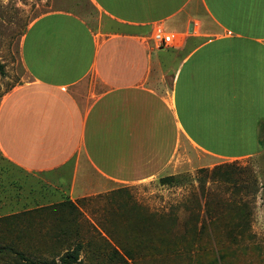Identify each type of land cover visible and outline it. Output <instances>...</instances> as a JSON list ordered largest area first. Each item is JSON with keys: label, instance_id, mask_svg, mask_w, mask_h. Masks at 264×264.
Returning <instances> with one entry per match:
<instances>
[{"label": "crops", "instance_id": "crops-1", "mask_svg": "<svg viewBox=\"0 0 264 264\" xmlns=\"http://www.w3.org/2000/svg\"><path fill=\"white\" fill-rule=\"evenodd\" d=\"M90 2L94 19L50 11L22 38L26 78L0 102V150L23 174L11 175L14 210L152 180L185 146L212 160L258 153L264 0Z\"/></svg>", "mask_w": 264, "mask_h": 264}, {"label": "rangeland", "instance_id": "rangeland-1", "mask_svg": "<svg viewBox=\"0 0 264 264\" xmlns=\"http://www.w3.org/2000/svg\"><path fill=\"white\" fill-rule=\"evenodd\" d=\"M54 10L96 17L90 0H0V102L26 78L20 56L26 30ZM261 136L251 158L212 160L185 146L152 180L38 210H29L31 202L14 210L11 178L23 174L0 150V246L9 248L0 264H18L13 250L29 260H56L79 243L75 264H264ZM166 176L173 181L163 184Z\"/></svg>", "mask_w": 264, "mask_h": 264}, {"label": "trees", "instance_id": "trees-1", "mask_svg": "<svg viewBox=\"0 0 264 264\" xmlns=\"http://www.w3.org/2000/svg\"><path fill=\"white\" fill-rule=\"evenodd\" d=\"M0 70L2 71V73L5 72L1 62H0ZM172 181H173L172 176H166V177H163V179H162L163 184L171 183ZM68 203L71 205H74V203L71 200H67L65 202L59 203L58 205L63 206V205L68 204ZM6 250H9V248L0 246V253L6 252ZM81 250H82V244L79 243L75 247L68 248L67 250H65V252L62 253L59 256V258L56 260H48V259L29 260L21 252H15L13 250V253L16 256V260H17L18 264H75L80 260ZM10 251H12L11 248H10Z\"/></svg>", "mask_w": 264, "mask_h": 264}, {"label": "built area", "instance_id": "built-area-1", "mask_svg": "<svg viewBox=\"0 0 264 264\" xmlns=\"http://www.w3.org/2000/svg\"><path fill=\"white\" fill-rule=\"evenodd\" d=\"M154 39L160 45H170L173 42L174 37L171 33H167L162 28H158L154 33Z\"/></svg>", "mask_w": 264, "mask_h": 264}, {"label": "water", "instance_id": "water-1", "mask_svg": "<svg viewBox=\"0 0 264 264\" xmlns=\"http://www.w3.org/2000/svg\"><path fill=\"white\" fill-rule=\"evenodd\" d=\"M192 28H193V25H191V28H190L191 31H192Z\"/></svg>", "mask_w": 264, "mask_h": 264}]
</instances>
